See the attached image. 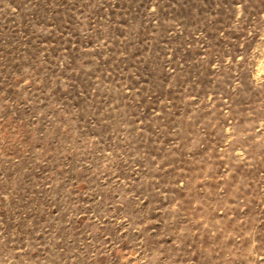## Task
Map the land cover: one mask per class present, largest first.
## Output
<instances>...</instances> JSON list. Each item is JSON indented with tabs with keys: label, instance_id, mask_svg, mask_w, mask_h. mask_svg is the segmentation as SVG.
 Listing matches in <instances>:
<instances>
[{
	"label": "rangeland",
	"instance_id": "374dc122",
	"mask_svg": "<svg viewBox=\"0 0 264 264\" xmlns=\"http://www.w3.org/2000/svg\"><path fill=\"white\" fill-rule=\"evenodd\" d=\"M0 264H264V0H0Z\"/></svg>",
	"mask_w": 264,
	"mask_h": 264
}]
</instances>
